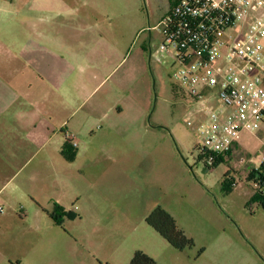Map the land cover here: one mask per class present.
<instances>
[{
  "label": "rangeland",
  "instance_id": "rangeland-1",
  "mask_svg": "<svg viewBox=\"0 0 264 264\" xmlns=\"http://www.w3.org/2000/svg\"><path fill=\"white\" fill-rule=\"evenodd\" d=\"M32 1L0 0L3 100L10 98L8 69L18 70L23 87L34 82V70H24L19 61L12 60L6 32L11 20L22 19L23 14L14 8ZM59 1H64L58 21L64 39L58 53L61 66L90 69L87 73L100 70L107 78L95 99L103 98L108 104L118 101L124 117L114 124L94 121L89 138H79L80 149H87L78 162L67 170L42 174L68 179L78 191L67 199L72 202L67 211L72 215L64 216L60 225L48 214L28 212L18 189L22 177L42 157L61 161L60 153L49 154V147L31 149L22 154L28 156L20 171L0 169V206L4 208L0 212V264H74L80 260L83 264L123 260L128 264L137 251L155 252L164 241L146 221L159 206L194 240L195 246L183 254L192 256V264L203 247H209L204 261H210L218 245L230 243L233 234L242 237V232H251L264 247V209L253 200L256 191L248 181L254 162L264 155V126L254 135L243 134L231 155L213 167L199 158V136L186 125L190 97L175 78L177 69L171 59L159 52L162 36L154 29L166 16L163 12L169 0ZM170 1L173 5L178 0ZM149 27L153 28L150 40ZM53 29L46 26L48 32ZM52 61L46 59L45 65ZM85 179L87 185L81 186ZM229 183L237 187L228 189ZM80 200L83 213L78 210Z\"/></svg>",
  "mask_w": 264,
  "mask_h": 264
},
{
  "label": "crops",
  "instance_id": "crops-1",
  "mask_svg": "<svg viewBox=\"0 0 264 264\" xmlns=\"http://www.w3.org/2000/svg\"><path fill=\"white\" fill-rule=\"evenodd\" d=\"M50 1L47 4L34 0L21 9L14 8L20 11L18 15H23L20 21L11 20L8 24L6 32L8 45L11 47L9 53L14 58L12 60L19 61V67L34 70L32 72L34 82L23 87V84L19 83L21 77L18 70L8 69L10 72L7 93L10 98L5 100L0 98V155L4 154L2 155L4 158L0 157L1 170L20 171L25 166L28 156L22 157V154H28L31 149L46 151L49 147V154L57 151L61 155V161H54L51 156L42 157L38 166L26 173L18 184L21 199L29 208L28 212L37 211L48 215L56 204L68 211L72 202H68L67 199L72 194L78 195V191L68 179L57 177L51 179L42 177V174L46 171L57 173L67 170L68 166H74L73 164L78 162L87 149L86 146L80 149L79 138H89L93 132L94 121L114 124L124 117V109L118 101L108 104L103 98L95 99L107 78L103 77L100 70L92 69L87 73L90 69H63L61 66L58 53L59 48L62 49L64 39L58 21L60 7L64 5V1ZM44 16L48 19H44ZM83 22L81 25H85ZM49 25L55 27L52 32L46 30V26ZM77 47L76 44L72 48ZM50 57L53 58L52 65L46 66L45 60ZM33 87H37L34 92ZM25 94H29L28 98H24ZM20 96L23 98L18 99ZM67 134H73L78 139L77 155L71 162L62 155ZM23 163L25 164L22 166ZM83 182L81 186L87 185L86 179ZM236 187L237 184L233 188ZM79 203L78 210L83 213L81 200ZM242 233H244L242 237L233 234L230 243L218 245L215 256L212 259L210 257V261H204V256L209 253V247L201 248L203 252L194 258L193 264H264V247L257 242L253 233L248 231ZM185 251L176 250L164 239L158 243L155 252L147 253L154 257L157 264H192V256L183 255ZM17 264H20V261H17ZM74 264L83 262L75 261ZM118 264L127 263L123 260Z\"/></svg>",
  "mask_w": 264,
  "mask_h": 264
},
{
  "label": "built area",
  "instance_id": "built-area-1",
  "mask_svg": "<svg viewBox=\"0 0 264 264\" xmlns=\"http://www.w3.org/2000/svg\"><path fill=\"white\" fill-rule=\"evenodd\" d=\"M155 28L190 97L199 158L213 167L264 123V0H178ZM67 140L78 146L73 134ZM263 170L264 155L250 171Z\"/></svg>",
  "mask_w": 264,
  "mask_h": 264
},
{
  "label": "trees",
  "instance_id": "trees-1",
  "mask_svg": "<svg viewBox=\"0 0 264 264\" xmlns=\"http://www.w3.org/2000/svg\"><path fill=\"white\" fill-rule=\"evenodd\" d=\"M178 2V1H177ZM176 2V3H177ZM62 155L67 161H74L77 155L76 147H74L68 140L64 144L62 149ZM231 154H229L230 156ZM224 160L223 157L219 158V164ZM248 181L258 184L260 189L256 190L253 200L257 202L264 209V170L250 171ZM233 183L228 185V189H232ZM72 212H67L62 206L55 205L54 209L49 213L50 218L55 224L60 225L64 216H71ZM147 223L158 232L173 248L178 251H184L186 249L193 248L195 242L192 238H189L184 231L179 229L175 218L162 207H157L146 219ZM203 249L200 250V254ZM128 264H157L154 258L145 252L137 251L131 261Z\"/></svg>",
  "mask_w": 264,
  "mask_h": 264
},
{
  "label": "flooded vegetation",
  "instance_id": "flooded-vegetation-1",
  "mask_svg": "<svg viewBox=\"0 0 264 264\" xmlns=\"http://www.w3.org/2000/svg\"><path fill=\"white\" fill-rule=\"evenodd\" d=\"M175 4L172 5V1L169 0V6H167L165 12H163V14L165 15L166 13L168 14L172 8L174 7ZM173 6V7H172ZM153 28L152 27H149L148 28V31H147V37L148 39L150 40L152 38V35H153Z\"/></svg>",
  "mask_w": 264,
  "mask_h": 264
}]
</instances>
